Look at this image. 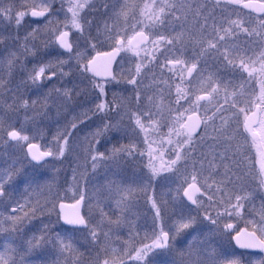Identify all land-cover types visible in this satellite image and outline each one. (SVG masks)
Masks as SVG:
<instances>
[{"label":"rangeland","instance_id":"374dc122","mask_svg":"<svg viewBox=\"0 0 264 264\" xmlns=\"http://www.w3.org/2000/svg\"><path fill=\"white\" fill-rule=\"evenodd\" d=\"M20 2L0 0V7L14 3L19 7ZM23 2L30 5L35 0ZM217 2H208L207 16L201 22L191 20L186 12L188 3L181 1L175 16L162 20L150 33V43L138 49L129 47L127 41L141 30L139 0H64L63 5L61 0H43L50 6L45 17L35 21L27 15L18 27L15 21L0 17V173L10 165L20 169L3 184L4 195L0 196V256L5 261L227 264L238 260L239 264H253L251 257L240 260L220 256L226 235L219 236V230L210 227L211 220L205 217L208 214L216 218L215 201L233 208L236 195L244 198L240 215L234 217L236 222L249 221L242 213L244 208L264 205V159L256 161L254 175L249 173L259 178L249 191L250 182L241 176L248 173L238 168L235 148L218 149L215 143L219 127H241L248 112L256 107L261 111V105L253 102L264 93V37L249 32L253 30L251 22L238 16L230 0L222 8L213 5ZM70 5H83L75 18L79 29L67 11ZM62 31L70 33V54L56 44ZM236 34L243 38L224 44L226 35ZM119 38L125 45L115 77L102 86L103 94L111 92L122 105L124 122L107 137L106 133L91 130V102L101 92L100 85L86 74L85 63L93 53L115 46ZM59 61H63L62 68L58 67ZM172 61L178 64L172 66ZM192 65L194 73L187 79ZM41 67L45 72L33 83V69L38 72ZM54 67L57 75H53ZM26 78L31 81L35 113L27 117L29 123L21 118L26 125L15 128L28 140L11 143L3 130L14 128L19 119L6 116L12 112L6 100L22 88ZM204 93L211 97L199 100ZM52 101L57 105L47 110ZM193 111L202 117V129L197 136L186 138L183 120ZM72 122L77 125L75 129ZM66 127L71 133L67 143L58 141ZM255 130L261 135L264 149V129ZM29 140L42 143L50 151H55L58 142L64 147V155L54 154L50 162L32 164L25 151ZM93 145L98 146L96 155ZM125 147H131L134 154L122 152ZM169 147L175 149L172 162L167 161ZM137 152L140 161L136 164ZM109 153L113 156L110 163L100 160ZM153 169L156 175H152ZM190 183H197L202 190L194 207L182 197ZM81 195L86 226L63 227L58 203L76 202ZM230 198L232 204L228 205ZM161 204L165 210L157 217ZM12 207L17 209L13 214L9 212ZM177 221L191 223L177 232ZM91 228L98 239H92ZM161 228L174 237L168 247L153 249L144 261L130 260L125 255L133 247L141 249L143 244H151L152 234ZM44 235L48 238L42 243Z\"/></svg>","mask_w":264,"mask_h":264},{"label":"flooded vegetation","instance_id":"af4514ba","mask_svg":"<svg viewBox=\"0 0 264 264\" xmlns=\"http://www.w3.org/2000/svg\"><path fill=\"white\" fill-rule=\"evenodd\" d=\"M181 1H185L186 3H188L187 4L188 7H187V11L186 12L189 14L191 20H198V21H201V22L207 16V10H208V6H209L208 2H211V4H212V2H215V0H139V5H140L141 9H139V19L138 20H139V23H141V30H139L137 32L146 33V35L149 37L148 44L151 41L150 33L158 28V25L160 24V22L162 20L165 21V20H167V18H172V17L175 16L176 11H177L176 8L180 5ZM217 1H218L217 3H213L214 6H218V7L222 8L223 5L227 4V3L225 4L226 0H217ZM246 1H249V0H230V4L232 5V7H235L236 10H234V11H237V14H238L239 17L243 16V17H246V18L249 19V21L251 22V28L253 29V30H251L252 32L251 31H249V32L253 36H255L257 34V36L259 38L261 37V35L264 37V13L263 14H257V13H254L252 11H249V10L245 9L243 7V3L246 2ZM257 1L263 2L264 0H257ZM161 7L165 8V11L162 13L161 17L152 18V17H150L148 15V13L153 11V10L157 11V14L159 15L160 14L159 13V9ZM45 15H46V12H45ZM28 17H29V14H28ZM31 20H33V19H31ZM246 32H248V30H246ZM242 36H244V35H242ZM238 38H243V37H241V36H239L237 34L234 35V36L226 35V42L224 44H227L228 42H231L234 39H238ZM253 38H255V37H253ZM120 39H122V38L117 39L115 46L112 47V48L118 47L119 50H120V55H119V57H118V59H117V61L115 63V66H114V76H113L112 79H110V80H98V79H95L92 76H90L88 74L87 70H85L86 74L95 83H97V85H103L105 87L104 83H108V82H110L111 80L114 79L116 67H117V64H118V62H119V60L121 58V55H122V48L125 45L124 39H122L123 40L122 45H120V46L117 45V42ZM129 39H128V41H129ZM228 40H230V41H228ZM69 41H70V38H69ZM128 41H127V44H128ZM128 46L133 48V49H138V48L144 47L146 45L141 46V47H137V48H134V47L130 46L129 44H128ZM112 48H110L108 50H111ZM108 50L97 51V52L93 53L90 56V58L94 54H96L98 52H106ZM72 51H73V46H72ZM71 52H69V53L64 52V53L70 54ZM170 64L172 66H174V65H177L178 63L172 61ZM85 65H86V63H85ZM50 78H53V75H51ZM30 89H31L30 78H29L28 81H27V78H26L24 80L22 88L18 89L15 92V94L12 95V97L9 98L10 100L9 99L6 100V102L8 101L9 103H11V111H12L6 116H9L8 118L10 120L12 118L13 119L14 118L19 119L18 121H15V123H14L15 127L14 128L11 127L9 131H11V130L18 131L17 129H15L16 126L17 127L18 126L21 127V125L25 126L26 123H29V120L27 119V117H29V119H30L31 113H33V114L35 113V111L33 110V98L34 97H33L32 94H30ZM98 90H99L98 92H100L99 88H98ZM106 93L107 94H99V95H97V99H95V100H93L91 102V104L93 103V106L91 108V113L90 114H91V118L93 120V126H91V130H98V131H100V132H102L104 134L106 133L107 137H108L109 135L115 133V131H116V129L118 127L123 126V122H124L123 113L124 112L122 110V105L120 104L119 101H117L115 96H113V94L111 92L108 93L106 91ZM210 97H211V95H210ZM14 100H19L20 101V106L19 107H16V108L12 107ZM24 101H27V106L24 105V103H23ZM56 102L57 101H55V103H54L52 101L53 104L47 110L54 108L53 106L57 105ZM100 103H104L106 105V109L103 112L97 111L96 106L98 104H100ZM91 104L89 102V106ZM122 104H123V106L125 105L124 103H122ZM256 108H259V107H256ZM259 112H260V108H259ZM245 117H244V120H245ZM21 118H23L26 121V123L23 120H21ZM244 120H243V123H242L241 127H235V128H233V127H219V132H218V135H217V137L215 139L216 140L215 143H216V147L218 149H224V148L234 149L235 148V151L238 154V157H237L238 168L240 170L248 173V174L241 173V176L244 179H246L248 182H250L249 191H251L253 188H255L254 180H257L259 178H258V176L251 177L249 175V173H252L254 175L253 166H255L256 161H258V160L260 161L262 158L264 159V149L260 145L261 144V141H260L261 140V135H260V133L258 131H256L257 135L259 136V139L257 138L256 142H254L252 140V138H251V135L248 134V132L244 128ZM117 124H120V126L117 125ZM105 125H111V127H105ZM56 127H59L57 122H56ZM46 129H53V128L47 127ZM201 129H202V127H201ZM200 131H199V133H200ZM198 134H196L194 136H189V135H186V134L185 135H186V138H193V137L197 136ZM7 139L11 143L16 142V141H12L8 136H7ZM29 143H33V144L37 145L38 149L40 151H42V152L43 151H50V150H49L48 147H46L45 145H43L40 142H37V141H34V140H29V142L25 146V151H26L27 159L32 164L42 165V164L50 162V161H52L54 159V155H53L49 159H45L42 162H39V163L38 162H34L33 160H31L29 158V156L27 154V145ZM254 145H255L256 149L260 150L257 153H256V150L254 148ZM109 146L111 147V144ZM92 149L94 150L93 155H96V151L98 150V146L93 145ZM104 150L105 149L103 148V151ZM138 151H140V150H138ZM167 151H168L167 161L168 162H172L174 160V157H175V155H174L175 149L173 147H169V148H167ZM170 152H173V154H171ZM138 156H139V153L137 152L135 154L136 158H134V159H136V161H135L136 164H137V161H140V158ZM112 157L113 156H111V153H109L106 158L100 159V160H103V161L107 160V162L110 163L111 160L113 159ZM228 157H231V155H228ZM121 158H123V157H121ZM124 159L128 160V157L127 158L124 157ZM143 160H144V158L141 161H143ZM239 173H240V171L237 169V176H239ZM195 184H197V183H195ZM187 185H189V184H187ZM200 190H201V188H200ZM201 193H202V190H201ZM197 197H196V199H197ZM213 204H215L218 207L217 211L215 212V217H217V213H219L221 217H224L223 219L232 221V222H226V223H231L234 226L233 230H225L224 229L225 222L221 221L222 218L220 219L219 223H213L212 220L210 221V227H212V228L216 227L219 230V233H218L219 236L221 234L226 235L224 240H223L224 242L226 241V244L222 248L220 256H222L224 259H234L235 258V259H240V260H244L247 257H251L253 264H261V261H264L263 260V254L260 253V252H253V251H248L246 249L237 248L234 245V243H233V236L236 234L235 233L236 230L242 229V228H246L247 230L255 232L257 234V236L262 241H264V235L261 232H258L256 230H254L256 225L249 224L248 227H246V223L236 222L235 219H234L235 216H232L231 219H227L225 217L226 208H227V211H228L229 214H231L232 208L224 207V205L221 202H217V201H215ZM194 206H192V207H194ZM244 209H245V212H242V213L247 214L246 218L248 217L249 221L253 220V219L259 220L260 214H261V207H257V206H251L250 207L249 206L248 208H244ZM16 210H17L16 208L12 207V208H10L9 212L13 214V213L16 212ZM82 215H83V213H82ZM209 216L210 215H208V214L206 215V217H205L206 221H208V219H209L208 217ZM206 224H207V222H206ZM238 224H240V225H238ZM219 238L220 237L217 236V239H219ZM241 264H243V263H241Z\"/></svg>","mask_w":264,"mask_h":264},{"label":"snow or ice","instance_id":"6c2138e0","mask_svg":"<svg viewBox=\"0 0 264 264\" xmlns=\"http://www.w3.org/2000/svg\"><path fill=\"white\" fill-rule=\"evenodd\" d=\"M64 0H61V3L63 5ZM33 9L30 12V15L32 17H43L45 15V10L50 9V6L48 4L43 3V0H35V2L31 3L30 5H28L27 3L23 2V0H21L19 7L16 6V4H12L9 7H0V17H3L5 20H7L8 22L12 23V21H15V25L18 27L21 23L22 20L24 19L25 16H27L29 13L26 9L28 8ZM41 8L43 10L37 11L35 9L37 8ZM83 5H76L75 8H73V6H69L68 8V12H71V16L73 19V24L74 26L79 29L80 28V24L75 22V18L78 15V9L82 8ZM21 9H25V10H21ZM165 11L164 7H161L159 9V15L157 14V11L153 10L151 12L148 13V15L152 18H159L161 17L162 13ZM66 19H68V16L66 17ZM82 19V17H81ZM105 31H107V29L105 28ZM68 36V32H63L60 37V44L62 47H65L67 49H69V51L71 50V45H69L67 43V38ZM94 47V46H93ZM51 63V62H49ZM58 67H63V61H59L58 63ZM86 65H85V70H86ZM45 72V68L41 67L39 69L38 72H36L35 69H33V74L31 75V80L33 83H36L37 80L39 79L40 76L43 75V73ZM53 75H57L56 69L55 67L52 69ZM59 74H61L62 76H65L66 73L60 72ZM264 74V73H262ZM129 83L135 84L136 81L135 80H129ZM100 87V92L101 94H103L104 92V88L102 85L99 86ZM65 96H67V93L65 92ZM25 106H27V101L23 102ZM256 103H259V105H261V111L257 114H254L253 117L251 118V120L248 123V127H247V132L248 134L251 135V138L254 142H256L257 138L259 139V136L257 135V132L255 129H264V93L261 94V96L259 97L258 101H254L253 104L255 105ZM20 106V101L19 100H14L12 107L16 108ZM97 111H101L103 112L106 109V105L104 103H100L96 106ZM132 119V117L130 116V120ZM136 123L139 124L140 120L139 118L136 119ZM10 127V126H9ZM71 127L73 129H75L77 127V125L72 122L71 123ZM105 127H111V125H105ZM11 128V127H10ZM6 132V135L12 140V141H16L19 142L20 140H28L27 136H21L20 132L16 131V130H3ZM99 133H97L98 135ZM68 135H71V133L68 132L67 127L65 128V131L63 134H60L58 136V141L59 140H64L65 143H67V139L66 137ZM28 147V151L27 154L30 156V158L33 161H43L44 157H49V156H53L54 154H59L60 156L64 155V147L61 146L58 142H57V146L55 148V151H39L37 148V145L33 144V143H29L27 145ZM34 149H36L34 151ZM113 151H116V149H113ZM122 152H126L128 155H133V151L131 147H125L121 149ZM142 155V153H141ZM100 157H103V154L99 153ZM97 159L96 156L93 157V161L95 162ZM150 161H151V156H150ZM19 168L13 165H10L9 167L6 168V170H4L2 173H0V196L4 195V191H3V184L7 183L8 181H10L11 179H13L16 174L19 172ZM166 170V169H165ZM261 172L264 173V168L261 169ZM152 175H156V171L155 169L152 170ZM262 184H264V181L261 182ZM145 191V193L147 192L145 189H143ZM184 195L188 198L189 201H191L193 204H198V201L196 199H193L192 194H189L187 191H185ZM73 199H75V197H73ZM236 199V205L232 208V212L231 214L228 213L227 208H226V212H225V217L227 219H231L232 216H239L240 212L239 209L243 207V203L242 200L244 199L243 197L236 195L235 196ZM84 201V196L81 195L79 197L78 200H76L75 203L70 204L71 208L69 209L67 206L69 204H64L61 203L60 204V210L61 213L63 214V219L64 221H66L67 223L70 224H75V225H85L86 224V219L84 216L80 215L79 209L81 207V203ZM228 205L232 204V198H230L227 201ZM153 207H155V204H153ZM162 210H165L164 208V204H161V208L157 210L156 216L159 217L160 213ZM206 212V211H205ZM27 215V214H26ZM210 220H212L213 223H219L221 217L219 213H217V217L213 218V217H208ZM13 220L15 219H19L18 217H13ZM191 221L188 222H179L177 221V228L176 231L179 232L182 229H187L190 226ZM252 224V225H256V227L254 228V230L264 233V205H262L261 207V214H260V218L259 220L253 219L250 221L246 222V227L247 225ZM99 225H97L98 227ZM224 229L225 230H233L234 226L231 223H225L224 224ZM16 231H19V228L16 229ZM241 229H238L235 231L236 235L234 238L235 243L237 244V246L241 247V248H245V249H259L261 251H264V245H254V244H248V243H241L238 241L237 237L239 235V233L241 232ZM91 236L93 240L98 239L99 237L97 236V233L95 232L94 229L91 228ZM47 235H44L42 237V243L47 239ZM174 237L170 236L168 231H165L163 228L160 229L159 232H154L151 236L152 239V243L151 244H143V247L141 249H137L136 247L131 248L130 251H127L125 253V255L130 259V260H136V261H144L145 257L155 248H164L167 247L171 241V239H173ZM35 239V238H33ZM143 243V242H141ZM133 253H135V255H133ZM15 260H11V261H5L3 259L2 256H0V264H15ZM107 264H110V261H107ZM123 264V261H122ZM227 264H239L238 260H232L230 262H227ZM261 264H264V261H261Z\"/></svg>","mask_w":264,"mask_h":264},{"label":"water","instance_id":"95a60500","mask_svg":"<svg viewBox=\"0 0 264 264\" xmlns=\"http://www.w3.org/2000/svg\"><path fill=\"white\" fill-rule=\"evenodd\" d=\"M243 7L249 11H252L254 13L257 14H263L264 13V1H257V0H249L243 3ZM33 9H31L29 11V17L33 20H42L45 15L43 17H32L30 15V12ZM37 10V9H35ZM39 11V10H37ZM63 32H68V31H62L58 34V36L56 37V44L58 45V47L64 51V52H71L72 51V45L69 41L70 38V33L68 32V36L66 38L67 43L69 45H71V50L69 51V49L62 47L60 44V40L59 37ZM149 42V37L146 35V33L144 32H137L135 33L128 41V44L134 48L137 47H141L144 45H147ZM123 40L120 39L117 42V45L120 46L122 45ZM120 55V50L118 47L112 48L111 50H108L106 52H98L96 54H94L87 62H86V70L88 72V74L90 76H92L95 79L98 80H110L113 78L114 76V66L115 63L118 59ZM195 67L194 66H190L188 69V72L186 74V78L189 79L193 73H194ZM210 95L207 93L202 94L199 97V100L204 101L209 99ZM259 113V108H255L254 110L250 111L244 120V128L247 131V127H248V123L251 120V118L253 117L254 114ZM202 127V117L197 113V112H190L188 113L183 120V129L184 132L189 135V136H194L196 134L199 133V131L201 130ZM38 148V147H37ZM36 149H34L35 151ZM39 150V149H38ZM27 151H28V147H27ZM40 151V150H39ZM42 152V151H41ZM29 156V155H28ZM51 156L49 157H44L45 159H49ZM30 158V156H29ZM31 159V158H30ZM32 160V159H31ZM37 162V161H34ZM42 162V161H39ZM38 162V163H39ZM185 191H187L189 194H192L193 199H196L197 196H199L201 194V190L199 188V186L195 183H190L189 185L186 186V188L183 190L182 192V197L184 198V200L190 205V206H194L195 204H193L191 201L188 200V198L184 195ZM64 203V204H69L67 207L70 209L71 206L70 204H73L75 202H59L57 205V210L59 213V221L60 223L65 226V227H70V228H83L86 226L85 225H75V224H70L67 223L66 221H64L63 219V214L61 213L60 210V204ZM82 208H83V202L81 203V207L79 209L80 215H82ZM242 231L239 233L237 239L239 242L241 243H248V244H254V245H264V241H262L255 232L247 230L246 228H242ZM236 235V234H235ZM235 235L233 237H235ZM233 243L237 248L240 249H245V248H241L239 246H237V244L235 243V240L233 238ZM168 247V246H167ZM166 248V247H164ZM248 251H253V252H260L263 254V260H264V251H261L259 249H246Z\"/></svg>","mask_w":264,"mask_h":264}]
</instances>
